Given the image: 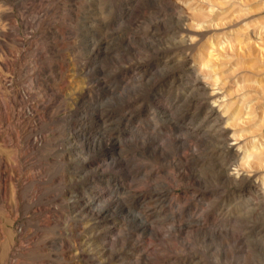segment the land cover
Returning a JSON list of instances; mask_svg holds the SVG:
<instances>
[{
  "label": "rangeland",
  "instance_id": "rangeland-1",
  "mask_svg": "<svg viewBox=\"0 0 264 264\" xmlns=\"http://www.w3.org/2000/svg\"><path fill=\"white\" fill-rule=\"evenodd\" d=\"M261 151L264 0H0V264H264Z\"/></svg>",
  "mask_w": 264,
  "mask_h": 264
},
{
  "label": "bare ground",
  "instance_id": "bare-ground-1",
  "mask_svg": "<svg viewBox=\"0 0 264 264\" xmlns=\"http://www.w3.org/2000/svg\"><path fill=\"white\" fill-rule=\"evenodd\" d=\"M13 6H15V7L18 6L19 7V3L17 1L14 2ZM197 80L198 79H196V81L192 84L193 85V89L197 93L196 94L197 96L191 97V99H190L191 103H197L200 100L199 97L204 95V91H205L204 88L206 87L205 83H203L201 81H197ZM217 88L219 89V87H217ZM212 91H211V93H209V95L213 96L215 98L214 101L217 102L219 100V98H221V97H220V95H217V93H213ZM222 98H223V96H222ZM219 105H221V104L219 103ZM248 112H249V110H248ZM248 117H250V116L248 115ZM217 121H218V119L214 120L215 123H217ZM217 131H218L217 147H218L219 154H220V164H221L222 167H223V165L224 166L225 165L226 166H228V165L229 166H233V165H235L234 161L236 160L238 155L233 153V152H231L230 146L228 145L229 143H227L226 140L223 137V134H224L223 129H218ZM262 154H264L263 151L258 152V153H254L252 155V157H255V159L258 160V158H260V156ZM235 163H237V162H235ZM224 175L226 177H231V178H234L235 180H237L240 190H245L246 191L247 200H249V202H251V203H254L260 209V211L264 212V189H262L258 185L257 186L256 185H254V186L250 185L249 186V184L246 183V179L247 178L243 174V172H239V171L231 172V170L229 171V169L225 167ZM241 206H242V203H241Z\"/></svg>",
  "mask_w": 264,
  "mask_h": 264
}]
</instances>
